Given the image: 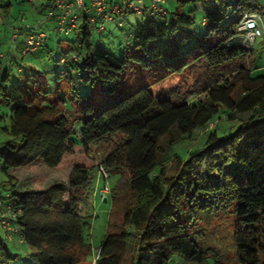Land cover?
Segmentation results:
<instances>
[{
  "label": "trees",
  "instance_id": "16d2710c",
  "mask_svg": "<svg viewBox=\"0 0 264 264\" xmlns=\"http://www.w3.org/2000/svg\"><path fill=\"white\" fill-rule=\"evenodd\" d=\"M174 1L189 10L144 15L126 32L120 57L96 54L100 41L93 45L84 18L74 50L56 59L53 91L48 72L12 82L0 62V135L7 137L0 212L9 207L16 230L10 241L0 227V264H170L173 256L184 264H264V66L238 31L246 12L264 18V0ZM53 4L36 10L46 16ZM10 8L0 0L3 15ZM39 28L24 29L22 50ZM186 73L194 77L190 90L156 89ZM144 75L148 82L137 85ZM222 115L238 123L208 132ZM205 130L190 150L179 146ZM94 146L105 148L98 160ZM98 165L116 177L106 198L112 209L123 202V212L120 223L110 213L93 263L89 202ZM222 219L232 221L233 261L209 244L207 228Z\"/></svg>",
  "mask_w": 264,
  "mask_h": 264
},
{
  "label": "rangeland",
  "instance_id": "374dc122",
  "mask_svg": "<svg viewBox=\"0 0 264 264\" xmlns=\"http://www.w3.org/2000/svg\"><path fill=\"white\" fill-rule=\"evenodd\" d=\"M45 0H33L32 3L22 1L21 0H10L9 3H11L10 12L8 15H3L2 10L0 9V29L4 25V21H6V24L8 25V28L10 26L12 33L15 31H18L16 34L19 37V40L25 37L26 30H24L27 26H36L37 24H43L50 27V29L54 28V22L48 18L45 17L46 11L44 14H39L36 10L37 6H39L42 2ZM166 6L168 7V10L170 12H186L188 11L189 7H179L177 8V4L174 0H167ZM193 15L196 19V25H200V21L202 19V12L199 10H195L193 12ZM146 16H139L135 15L133 13L124 15L122 17H119L116 21L118 23H121V29L116 25V22H109L105 25L104 32L98 36L95 32H93L91 37V42L93 45L96 44V40L99 39L100 41V47L97 49L96 54H102V53H110L116 57H120L123 46H124V40L125 34L128 30H131L133 27H136L139 24H144L147 21ZM37 32H39L38 29H36ZM49 38L47 40L48 42V49H38L37 51L27 54L24 56V58H21V55L19 51L15 49V43L12 41V39L8 37L0 44V55L5 56L4 58L0 59L1 63H6L9 60L8 57L12 56L11 58V70L9 72L10 80L13 82L14 80L22 79L24 75H28L34 71H46L49 73L50 77V83L51 88L50 90H54V84H55V78L52 74V70L56 69L59 64L56 62V59L60 56L61 50L67 51L70 49V51L74 50V47L70 44V42H77L82 34L79 32L77 33H67L62 35L57 34H51L48 32ZM58 40L61 42L59 43ZM129 42L131 43L133 38L130 37ZM13 44V45H12ZM13 49L11 50V48ZM51 51V57L47 56V52ZM17 52V53H15ZM254 55L256 57H262L260 59L259 64L261 66H264V38H258L255 43L254 47ZM7 60V61H6ZM5 61V62H4ZM138 74H133L132 80L137 79ZM192 78H194L190 73H186L184 77H172L169 80H166L164 83L159 85L156 89L158 91H162L163 93L166 91H170L172 89H180L182 92L188 91L191 89L190 85H192ZM146 81L147 77L144 75L143 77L139 78V83L141 84L142 81ZM128 83V78L124 80L125 86ZM132 89L135 88L136 85L130 84ZM127 87H129L127 85ZM62 95L64 96L65 93L62 92ZM83 95V90L78 92V96ZM55 94H53V97ZM94 99H102V95L97 91L95 94H93ZM6 111L4 108L0 107V114L1 112ZM223 118L217 119L215 123L211 124L207 131H213L216 129H223L228 126L235 127L238 123V120L233 121L231 123H226V119H224L225 115H222ZM246 115H237L238 119L245 118ZM2 125V122H0V126ZM206 132L202 131L201 133H198L199 135L195 137L194 140H188L181 142L179 144L180 147L185 148L187 151L190 150L193 146H195L198 141H200L201 137H203V133ZM201 135V136H200ZM7 137L0 135V140L4 141ZM105 148L94 146L92 148V155L97 160L99 159L102 151H104ZM170 172H172V166H169ZM20 171V170H19ZM16 173V177L20 179L18 183L22 184L21 182L26 179V177L23 176L24 173ZM52 172L51 170H49ZM44 174V172H43ZM19 175V176H18ZM115 176L109 179V184L112 186L113 181L115 180ZM54 180V179H53ZM52 180V181H53ZM7 181V177L1 172L0 170V184L5 183ZM52 181H50L52 183ZM29 184V182H27ZM104 187V181L100 180L99 177L96 174L95 182L93 183V193H99ZM93 198L89 202V208H92V211L88 210L89 208H84V211L90 212L92 215L94 213V218L90 229V241L93 246V254L89 257V260L95 257L97 254V247L100 244V240L104 236L103 234L106 233V227H107V221L111 213V220L114 223H120L122 218V212H123V202H119V204L113 206L112 209V201L109 199L108 203L104 204L101 202L100 198L96 195L94 197V194L92 195ZM112 209V210H111ZM232 221L230 219H222L219 220L216 223H213L210 227L207 228V232L209 233V239H210V245L213 247L218 248V253L223 258H232L230 261H233L234 252L232 248ZM1 232H3V229H1ZM11 241V240H10ZM15 247L20 249H26L25 246H19L18 243H16ZM20 252V250H18ZM86 264H90L89 261ZM170 264H184L182 259L178 256H173L171 258Z\"/></svg>",
  "mask_w": 264,
  "mask_h": 264
},
{
  "label": "built area",
  "instance_id": "2783aa9c",
  "mask_svg": "<svg viewBox=\"0 0 264 264\" xmlns=\"http://www.w3.org/2000/svg\"><path fill=\"white\" fill-rule=\"evenodd\" d=\"M54 4L48 10L46 18L54 22L55 27L52 31L62 35L73 33L78 30L84 18L91 24L94 31L102 33L105 30L106 23L116 22L119 17L133 13L139 16H165L166 0H53ZM41 24L36 26H27L25 29L34 27L39 28ZM239 37L241 44L252 51L258 38H264V18L256 12H246L242 17L239 28ZM18 31L13 36L17 37ZM47 30L39 28V32L31 34L26 38L22 55L34 52L38 47L47 43L49 38ZM5 56L0 55V59ZM97 176L104 181V187L97 195L101 201L107 199L110 193L109 175L103 166L98 165ZM15 219L14 213L7 208V212H0V227L6 234L7 239L13 238L16 232L11 222ZM98 257V251L93 259V263Z\"/></svg>",
  "mask_w": 264,
  "mask_h": 264
},
{
  "label": "crops",
  "instance_id": "0c3cea01",
  "mask_svg": "<svg viewBox=\"0 0 264 264\" xmlns=\"http://www.w3.org/2000/svg\"><path fill=\"white\" fill-rule=\"evenodd\" d=\"M22 1H26V0H21V2ZM33 1V0H32ZM6 2H10V0H3V3H6ZM27 2V1H26ZM166 3H167V0H166ZM166 3H165V6H166ZM166 8L168 9V7L166 6ZM10 12V11H9ZM9 14V13H8ZM7 14V15H8ZM11 30V28H10V26H9V28H8V25L6 24V21H4V25H3V27L0 29V44L2 43V42H4V40L8 37V35H10L9 37L12 39V41L15 43V49L17 50V51H19V53H21V50H22V45H23V42H24V39H25V37L23 36V38H21L20 40H19V37L17 36V37H14L13 36V33H12V31H10ZM13 45V44H12ZM13 49V47L11 48V50ZM15 53H17V52H15ZM11 58H12V56H10V58L8 57V59L7 60H9L8 62H6V63H2V65L1 66H5V67H10L11 68ZM6 60V61H7ZM5 62V61H4Z\"/></svg>",
  "mask_w": 264,
  "mask_h": 264
},
{
  "label": "water",
  "instance_id": "95a60500",
  "mask_svg": "<svg viewBox=\"0 0 264 264\" xmlns=\"http://www.w3.org/2000/svg\"><path fill=\"white\" fill-rule=\"evenodd\" d=\"M103 203L106 204V203H107V199H104V200H103Z\"/></svg>",
  "mask_w": 264,
  "mask_h": 264
}]
</instances>
